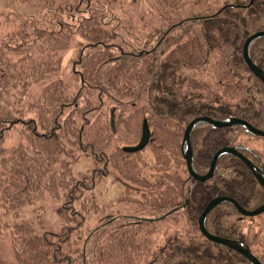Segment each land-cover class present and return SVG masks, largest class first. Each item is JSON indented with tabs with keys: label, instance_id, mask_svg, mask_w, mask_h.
<instances>
[{
	"label": "trees",
	"instance_id": "obj_1",
	"mask_svg": "<svg viewBox=\"0 0 264 264\" xmlns=\"http://www.w3.org/2000/svg\"><path fill=\"white\" fill-rule=\"evenodd\" d=\"M153 1L161 9L160 24L142 37L122 28L107 0H42V10L60 27L34 26L31 46L41 58L10 38L0 39V98L13 89L21 104L28 82L57 78L56 54L68 50L76 35L83 40L72 69L80 81L76 92L57 78L25 108L0 101V237L20 264H252L207 239L199 220L219 196L234 198L246 210L261 206L264 187L232 154L219 159L212 178L194 179L182 141L187 125L200 116L238 117L264 129V84L243 56L246 39L264 31V0H212L189 12V0ZM61 4L69 12L65 18ZM12 52L22 56L11 60ZM250 56L264 70V38L251 45ZM211 66L213 85L197 77ZM144 123L149 142L127 151L140 142ZM17 124L25 143L8 149L5 131ZM245 135L259 138L239 125L196 127L190 139L195 170L208 173L216 152L227 146L264 170V153L239 141ZM79 154L91 159L84 173L75 171ZM113 171V180L121 177L125 191L135 193L154 217L117 214L82 229L101 210L89 192ZM47 196L63 200V230L39 231L29 221L9 219L21 207L38 209ZM161 221L178 230L156 247L151 236ZM205 225L213 235L250 247L264 264V213L248 217L221 203ZM0 264L15 263L0 256Z\"/></svg>",
	"mask_w": 264,
	"mask_h": 264
},
{
	"label": "rangeland",
	"instance_id": "obj_2",
	"mask_svg": "<svg viewBox=\"0 0 264 264\" xmlns=\"http://www.w3.org/2000/svg\"><path fill=\"white\" fill-rule=\"evenodd\" d=\"M112 7H115L116 12L121 17L120 23L122 28H129L133 37H142L152 31L156 26L160 24L159 11L160 7L155 4L153 0H107ZM212 0H198V6H196V0L188 1L187 12L190 10H197V7L207 6ZM42 0H25L23 3L16 2L13 4L10 0H0V39L10 38L17 45L22 44L24 53H31L35 58L42 57L33 48L35 40L33 36V28L36 25L52 26L59 29L58 20L52 19V16L48 14V10H42ZM206 2V3H205ZM64 4V3H63ZM61 4V8L63 6ZM69 10V7H65ZM63 8L61 14L64 18L67 16ZM69 16V15H68ZM33 19L35 22H33ZM71 21V18L68 19ZM83 41L79 35H76L70 48L66 51L56 54V59H60L58 77L63 80L66 85V89L69 93L76 92L80 87L79 78L72 73L73 62L77 56L79 43ZM26 45V46H25ZM21 53H9L11 60H17L21 57ZM216 71L211 66L207 70H204L197 74V77L202 82L214 84L216 77ZM57 78L51 77L44 80L41 83H29V90L23 98V102L16 103L18 101L17 93L13 89H8L2 94L0 101L8 106H22L25 108L31 101H34L39 97L42 90L51 82ZM25 116H33L28 111H25ZM4 146L8 149L16 147L25 143L24 136L22 134L21 124L15 125L13 128L6 130L4 134ZM239 141L244 145L256 150L259 153H264V137L250 138V135L242 136ZM91 167V159L79 154L75 171L77 173H84ZM114 171L110 176L104 177L97 186L89 192V196L96 199L100 204L101 210L99 213H91L82 227V229L90 230L101 223L104 219L120 214V215H137L144 218H153V213H150L148 209L142 204L141 200L135 193H128L125 191L124 186L121 185V177H118L120 182L113 180L115 177ZM63 204L62 199H55L47 196L44 200L38 202L35 209L31 206H24L17 210L16 214L9 216L12 221L26 220L37 226L39 231H56L63 230L65 224L61 215V207ZM260 220V218H257ZM156 231L151 236L154 246H160L169 234L178 230V227L169 221H161L156 224ZM78 236V234H76ZM80 235V234H79ZM0 256L12 263L20 264L16 258L13 250L10 247L6 237H0Z\"/></svg>",
	"mask_w": 264,
	"mask_h": 264
},
{
	"label": "water",
	"instance_id": "obj_3",
	"mask_svg": "<svg viewBox=\"0 0 264 264\" xmlns=\"http://www.w3.org/2000/svg\"><path fill=\"white\" fill-rule=\"evenodd\" d=\"M260 38H264V31L255 32L254 34H252L251 36H249L246 39V41L244 43V47H243V56H244L246 63L248 64L249 68L251 69V71L264 84V70L261 69L259 66H257L252 61L251 56H250L251 45L256 40H258ZM204 124H210V125H213L215 127H228V126H232V125H239V126L244 127L249 133H251L254 136L264 137V129H258L254 125H252L250 122H248L244 119L238 118V117H230V118L225 119V120H215L209 116H200V117L193 119L187 125L185 132H184L183 141H182L183 142L182 143V153H183V156L186 160L187 168H188V172H189L190 176L196 180H199V181H206V180L212 178L214 173H215L219 159L225 154H232V155H235L238 158H240L251 169L254 176L258 180V182L264 187V170L262 168H260L259 166H257L256 164H254L247 156H245L237 148L231 147V146L223 147L216 152V154L213 157V160L211 162V166L209 168L208 173L201 175L195 170L194 163H193V149H192L190 139H191V135H192L194 129L196 127H198L200 125H204ZM149 139H150V130L148 128L147 123H144L143 135H142L140 142L136 146L126 148V150L132 151V152L133 151H140L147 145V143L149 142ZM221 203H229V204L235 206L237 208V210L242 215L248 216V217H254V216H258V215L263 214L264 213V203L261 206L255 208L253 210H246L234 198L229 197V196H219V197H216L212 201L209 202V204L204 209V211L200 217V220H199V227H200L201 233L207 239H209L210 241H213L217 244L227 246V247L239 252L246 259H248L252 264H262L258 260V258L251 252L250 247L243 245L242 243L237 242V241L232 240V239L213 235L207 230L206 225H205V221H206L208 214L217 205H219Z\"/></svg>",
	"mask_w": 264,
	"mask_h": 264
},
{
	"label": "bare ground",
	"instance_id": "obj_4",
	"mask_svg": "<svg viewBox=\"0 0 264 264\" xmlns=\"http://www.w3.org/2000/svg\"><path fill=\"white\" fill-rule=\"evenodd\" d=\"M151 135V134H150Z\"/></svg>",
	"mask_w": 264,
	"mask_h": 264
}]
</instances>
